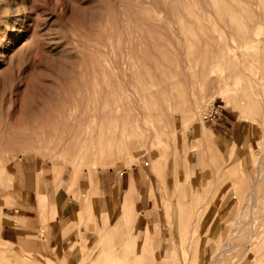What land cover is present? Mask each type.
<instances>
[{
    "label": "rangeland",
    "instance_id": "374dc122",
    "mask_svg": "<svg viewBox=\"0 0 264 264\" xmlns=\"http://www.w3.org/2000/svg\"><path fill=\"white\" fill-rule=\"evenodd\" d=\"M162 1L0 0V205L17 210L16 214L26 217L28 222L27 230L17 227L14 241L0 237V248L10 251L8 255H11L9 262L0 256V264H142V260L146 264H208L223 242L232 245L223 264H239L251 248L241 245L247 241L246 231L250 225L246 223L230 236L228 229L243 207L248 210L244 220L250 219L251 210L255 213L252 216L254 227L258 226L256 231L253 227L256 235L249 241L251 245L260 243V247L241 264H264V175L261 181L255 180L254 174L258 163H264V38L253 47H245L238 39L235 27L220 24L215 13L206 6L203 8L200 0ZM244 2L234 0L235 11L226 15L228 22L236 17L246 24L252 10L260 12L261 8L257 7L264 8V2L255 1L252 10L241 9ZM170 6L179 8L173 10ZM190 13L200 18V27L194 25L202 39L200 45L210 51L220 43L227 55L226 62L220 60L208 69L215 84H208L198 76L192 86L179 90L181 103L195 97L200 99L196 114L177 116L173 128H166L165 136L154 139L151 159L150 153L140 148V152L131 149L113 156L110 164L93 165L90 164L92 159L61 149V139L86 126L74 124L71 131L67 128L69 125L62 124L61 116L69 108L78 115H81L82 107L88 109L87 99L92 93L88 81L99 83L102 101L107 83L116 85L118 55L127 53L133 64L140 67L139 80L138 75L134 78V91L139 97L142 88H152L151 82L158 80L149 75L150 53L161 50L171 53L179 25L191 26L188 23L193 19ZM259 33L264 37V27ZM201 63L198 58L193 61V70ZM234 71L241 74H232ZM154 73L159 76L153 70ZM119 74L122 81L120 70ZM85 84L89 85L90 91ZM78 102L80 106L76 105ZM139 104L143 111L150 108L148 99ZM108 125L116 126L106 122L105 127ZM168 130L175 133L167 134ZM210 143L219 150L218 157H214ZM195 145L197 147L193 149ZM161 148L166 149L163 150L165 160L161 157ZM177 150L183 154L178 164L187 177L181 187L188 195L186 201L200 200L204 190L208 192L204 196L209 199L213 196L211 190L218 187L216 190L222 194L221 199H226V211L227 208L230 211L224 220L226 229L218 216L222 202L218 199L203 227L202 223H195L188 231L181 227L173 212L171 195L175 171L173 153ZM24 159L54 171L51 187H39L43 195L38 197L35 210L32 207L37 203L36 194L30 201L33 206L27 208L22 204L24 191L21 197L18 196L19 190L26 187L15 186L21 174L14 172ZM263 163L260 174H264ZM230 167L236 169L228 174L230 179L222 182L223 179L216 178L217 171L226 168L228 173ZM130 173L135 175L137 187L134 189L142 193L146 187L149 198L142 202L137 199L136 210L143 214L139 231L132 219L128 231L121 237L114 226L129 208L119 197H124L130 187H124L120 192L100 187L101 193L95 187L94 199L83 194V189L91 176L98 181L101 176L113 180L116 175L123 174L125 181ZM71 181H82L84 187H69ZM251 193L256 199L255 206L249 210ZM66 203L69 205L67 212H72L68 219L72 235L56 253V249L51 248L57 245V235L65 217L51 224V235L46 229L48 222L54 220L52 213L62 211ZM152 210L159 214L161 242L168 244L165 250L145 248L134 240L137 232L147 230ZM2 219L0 208V227ZM209 226L211 237L217 226L219 234L226 231L225 240L219 241L215 236L211 244H202L205 237L209 238L204 233ZM230 240L235 245L239 243L237 248ZM77 241L80 243L74 248L72 245Z\"/></svg>",
    "mask_w": 264,
    "mask_h": 264
},
{
    "label": "bare ground",
    "instance_id": "6f19581e",
    "mask_svg": "<svg viewBox=\"0 0 264 264\" xmlns=\"http://www.w3.org/2000/svg\"><path fill=\"white\" fill-rule=\"evenodd\" d=\"M200 1H201L200 3H202L201 5L203 6V8L204 6H206L207 9L215 13L216 19L218 20L220 24L224 26H226L227 24L232 27H235L236 35L239 40L243 41L242 44L245 47L247 46L253 47L255 46V43H257V41L262 40L264 38L259 33V30L262 31L264 27V8L256 6L259 9L261 8L260 12H258V10L253 11L251 8L252 5L254 4L256 5L255 1H257V3L259 4H262L264 0H245L244 2L245 4L243 7L241 6V9L246 7V10L247 9L252 10L250 13H253L251 15L252 18L250 16L249 22L246 24L236 20L237 19L236 17L234 20L231 19V23L228 22V20H226V15L229 13H231L232 15L233 12L235 11L234 9L235 5L233 3L234 0H200ZM181 5L183 4H179V6ZM178 8L174 7L172 9L175 10ZM173 12L175 13L176 11H173ZM174 15L172 16L174 17ZM189 15H191V13ZM191 16L193 17V19L188 21V23H190L191 26L187 27L185 24L179 25L176 31L178 33V36L171 48L172 49L171 53H168L167 52L168 50H161V51H155V52L150 53L152 64L149 66L150 67L149 75L155 78L156 80L157 79L158 80L157 81L154 80V82H151L152 88L149 86L142 88V90L139 92V97H141V99H138L139 97L136 91H134V87H135L134 78L136 75L139 74L138 72H140L139 70L140 67L139 66L137 67L136 66L137 64L136 65L133 64L131 60L132 57H129L127 53L121 52V54L118 55L117 57L118 75L116 77V81H117L116 85H110L109 83H107V91L102 101H101L102 89L100 88L99 83L97 81H88V82H91V92L92 93L89 92L90 91L89 85L85 84L86 85L85 88L87 86L89 87L87 88L89 89V91L87 92L91 93L90 94L91 97L89 98V94L87 97L89 98L87 99L88 109L86 110L84 107H82L81 115L74 113L73 108L66 109L62 112L61 119H62V124L64 126L69 125L67 128L71 129V131L75 125H81L80 127H82L83 125H86V126L77 132L76 130L74 132H71L72 134L74 133L73 135H70L67 138L65 137L64 139H61L62 143L59 144L61 149L63 148L64 150L66 149L70 150L71 152H73V154H75V156H79L82 158H90L92 159L90 164H93V165L101 164L103 162L106 164H110L113 162V156L115 155L119 156L125 151L131 150V149L139 150L140 148H143L145 152L150 153V159H151V150H152L151 148L154 146L153 144L154 139L165 136L166 130L172 129L173 127L171 126L176 124L177 116H180L181 114L184 115L186 113L190 114L191 116H194V113L196 114V108H197V105L200 99L195 97L193 99H190L189 101H185L181 103L179 100L180 96L178 95L179 90L182 89L184 91L189 86H192L194 82H196V79L198 76L202 77V79L208 84H215L216 80L212 78L211 72L208 69L209 67H212L215 63H217L220 60L222 61L225 60L226 62L227 55H225L224 53L225 50L223 49V47L219 45L220 43L219 44L217 43L216 47L214 49L211 48L212 50L210 51L200 45L201 40H202L201 36L199 35V33L196 32L197 30L194 28L195 26L200 27V18L196 17L194 13H192ZM212 38L213 36L211 37V39ZM215 41H217V39ZM221 44L223 45L222 42ZM197 58L201 59L203 63H201V66L198 69L195 68L193 70V67H194L193 61H195ZM134 62L136 63V61ZM152 69L156 73H158L159 76L156 75L155 73L153 74ZM119 70H120V73L122 74V81H121V76L119 74ZM145 71L148 72V69L146 68ZM237 73L241 74V72L239 71ZM237 73H235L234 71L232 74H237ZM140 75L137 76L138 77L137 80H139ZM235 80H239V79H235ZM159 85H161L162 88ZM155 87L157 90L155 89ZM84 96H86V94ZM146 99L150 101V108L143 111L139 103L141 101H146ZM76 105L80 106L79 102ZM86 111H87V114H82ZM106 122L114 123L116 126L114 128H111L109 125L105 127ZM168 133L174 134L175 131L168 130L167 134ZM210 146L214 150V157H218V154H220L219 150L213 147L211 143H210ZM195 147H197V145L193 146V149ZM163 150H166V149L161 148L160 152H161V157L162 158L164 157V160H165L166 154L164 153ZM178 151L179 150L173 153L174 161H175V168H174L175 171L173 173L174 180H173L171 195L173 199L172 201L174 202L173 212L175 213L176 218L178 219L180 225L182 224L181 227L182 228L185 227L187 231L195 223L196 225L198 223H202V227H203V224H204V221L207 215L211 212L216 200L218 199L222 201L220 202V205L217 210L218 216L220 218L222 227L226 229L224 220L226 219V216L229 214L230 211L228 210V208L226 211V202H225L226 199L224 200L221 199L222 194L218 193L216 190L218 189V187H214L211 190L212 191L211 193H213V196L212 197L208 196L209 199H207L206 196H204L205 193L207 192V190H204V194L200 196V200L196 198L192 201H186V198H188V195L186 194L185 189L181 190V187H184L183 184L186 181L187 177H186V174L182 171V167L179 166L178 164L179 158H181L183 155L181 152H178ZM150 159H149V163H150ZM260 160H262V157H260ZM163 162H165L166 164V161H163ZM262 163L263 162L260 161L255 168L257 171L254 173L256 175L255 180H257L258 178L261 180L264 175L262 173H261L262 175L260 174V168L262 167V165L260 167V164ZM162 170L164 171L165 169H162ZM227 171L228 173H226V168L220 171H217L216 178L217 179L221 178V180L223 179L222 182L226 181L230 179V177L228 176L231 173L235 172L236 169L233 167H230ZM224 174L226 175L225 178H223ZM96 182L97 181H94L91 176L89 178V183L87 187L83 189V194L90 195L92 198L95 197L94 193H96V189L93 186L96 184ZM34 188L36 189L38 193V197L40 199L43 193L40 191L39 187H34ZM239 188L240 187H238V189ZM186 190L188 192V188H186ZM125 194L126 195L124 197L123 196L121 198L119 197V200L125 201L129 209L126 210L127 212L121 217L119 222H117L116 225L114 226V229L120 232L121 237L123 236L125 232L128 231L129 226L132 222V219H133L135 229L139 231V225L141 224L143 214L136 210V205L138 203L137 199L138 201L140 200L142 202L143 200L145 199L148 200L149 198V195L146 194V187L143 189L142 193H138L134 189V187H130V189L127 192H125ZM249 199L251 202L247 206L248 208H250L249 210H251V208L255 206V203H253L254 200L256 199L254 193L250 194ZM248 202H246L245 205ZM247 211L245 210V207H243L240 210L239 215L230 223L229 229H228V233L230 236L235 232V230L240 231L242 227L246 225V223L250 225L249 229L245 228L247 229V231L245 230L247 232V235H246L247 241L245 242L243 241L244 243L241 244V245L246 244L251 247L248 252V255L244 257V260L247 259V257H249L250 253L254 252L257 248L260 247V243L254 244V245L250 244L249 240L255 237L256 235L255 231L258 225L254 227L255 219L252 216L255 213L252 214L253 213L252 210H251L250 217H249L250 219L244 220V217L246 216ZM60 213L61 211L53 212L51 215V219H55L57 216L60 215ZM145 216H148V215H145ZM159 227H160L159 214L156 211L155 212L153 211V214H151V216L149 217L147 230L140 231L139 234L137 232V236L134 237V240L137 243L140 242L141 246L145 248H148L151 246L153 250L155 249L165 250L168 244H167V241L165 243L161 242ZM253 227L255 228V231L253 230ZM70 229L71 227H70V224L68 223V220L64 221L61 227L60 236L58 238L57 248H55L56 250L54 249L56 253L59 251V247L62 245V243L65 242L66 238L69 236ZM218 232L219 230L217 226L213 237L216 236L218 237L219 241H222L226 235V231L224 234L222 233L219 234ZM204 233H206V235L209 238L207 239V237H205V241L202 244H205V243L211 244V240L213 238L210 236L211 227L210 226L207 227ZM236 234H234V236ZM231 237L233 238V236ZM230 241L228 243H230ZM231 242H234V241H231ZM230 244L235 245L236 243L234 242ZM238 244L239 243H237V245ZM237 245H235V247ZM231 248H232V245L230 246L226 244V242H223V244L220 246L218 245L217 253L215 257L208 264H223L227 253L231 252L230 251ZM9 252L6 249L0 248V256L6 259L5 261L7 262H9L11 259V255L10 256L8 255ZM243 261H241L239 264H241ZM141 262L142 264L147 263L145 260L144 261L142 260Z\"/></svg>",
    "mask_w": 264,
    "mask_h": 264
},
{
    "label": "crops",
    "instance_id": "0c3cea01",
    "mask_svg": "<svg viewBox=\"0 0 264 264\" xmlns=\"http://www.w3.org/2000/svg\"><path fill=\"white\" fill-rule=\"evenodd\" d=\"M43 166L36 161H29L27 159L22 160L19 165L17 166V168L15 169L14 174H17L20 171V176L19 179L20 181H17V184L15 185L16 187H26L24 189H20L19 190V197H21V192H23V205L25 207H31L33 206L30 201L32 200L34 193L36 194V206L32 207V209L35 210L36 207H38V195L36 193V191L31 188V187H51L52 185V179L51 177L53 176V170H49L46 168H43ZM120 176V177H119ZM18 180V179H17ZM64 178L62 179L63 183ZM89 181V179H88ZM37 182V183H36ZM59 182V183H60ZM82 181H76L75 183H73L71 181V184L69 187H84L83 183H81ZM84 182V180H83ZM58 183H56L55 187L57 186ZM93 187H98L99 192H103V190L100 187H110L112 188V192L114 190L119 191L120 189H125L124 187H137L136 184V179H135V175L134 173H130L127 174L126 176V180L124 181V175H116L115 179L111 180L108 176L106 177H99V180L96 182V184ZM67 203L66 205L63 207L61 214L56 217L54 220H50L48 222V228L46 229V231L49 232V234L51 235V224H53L54 222H58V220H60L62 217H65L63 221H66L68 219H70V216L72 215V212H67ZM69 206V205H68ZM0 208L2 209V225L0 227V237H4L6 240L8 241H14V239L16 238L18 231H17V227L21 228L22 230H27V223L25 221L24 216H18L16 214L17 210H14L12 208H7L4 204L0 205ZM27 210V209H24ZM15 211V212H12ZM67 217V218H66ZM37 224H40L39 222H37ZM18 225V226H17ZM61 227L62 224L60 226V231L57 235V245H58V238L60 236V232H61ZM72 234H70L66 240L71 236ZM80 243V241H77L75 244H73L72 246H74V248L76 247V245H78ZM57 245L55 247H52L51 249L54 250L55 248H57ZM70 253V251H69ZM67 255V254H66Z\"/></svg>",
    "mask_w": 264,
    "mask_h": 264
}]
</instances>
